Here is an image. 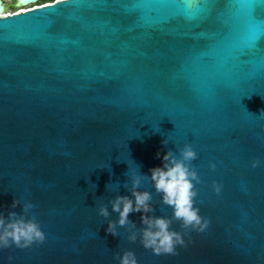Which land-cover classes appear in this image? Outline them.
Masks as SVG:
<instances>
[{
  "label": "water",
  "instance_id": "1",
  "mask_svg": "<svg viewBox=\"0 0 264 264\" xmlns=\"http://www.w3.org/2000/svg\"><path fill=\"white\" fill-rule=\"evenodd\" d=\"M5 10L0 0V212L32 201L47 239L0 250V264H119L114 254L126 248L138 264H264V0ZM185 143L198 153L196 206L209 227L174 256L128 241L123 227L108 233L119 217L108 200L131 197L132 172L150 177ZM140 190L152 192L154 215H172L150 179ZM141 215L129 214L138 228Z\"/></svg>",
  "mask_w": 264,
  "mask_h": 264
},
{
  "label": "clouds",
  "instance_id": "2",
  "mask_svg": "<svg viewBox=\"0 0 264 264\" xmlns=\"http://www.w3.org/2000/svg\"><path fill=\"white\" fill-rule=\"evenodd\" d=\"M162 143L167 144L165 139ZM160 156L158 151L156 154ZM198 158V153L191 143H185L179 149V154L169 149L162 157L163 167L150 169L151 176L143 175L139 171L131 174V184L124 185L131 193L128 195H117L108 200L113 212H117V220H108L106 231L113 236L120 235L118 227H123L129 233L127 240L137 241L145 249H150L154 255H179V249L186 247L185 236L191 232H204L210 225V219L200 214L196 206V198L199 190L196 185L202 182L193 161ZM262 161L257 158L252 160L253 168L259 167ZM209 168L215 171L217 164L215 160H209ZM139 168V166H138ZM144 179H150L155 192L160 195L161 203L172 208V215H154L156 209L153 204V194L148 190H140ZM118 184V183H117ZM108 187V185L106 186ZM214 192L219 195L222 190V183L212 181ZM134 198V199H133ZM21 204L20 199H14L11 207L15 208ZM108 204H100L98 215L108 218L110 216ZM36 204L30 200L22 203V212L10 211L5 217L0 212V250L11 247L19 249H31L33 245H41L47 235L41 227V222L32 211ZM163 211V209H161ZM132 212H140L143 227H137L136 223L129 219ZM178 222L183 231L172 227ZM9 260L13 257L9 256ZM114 259L119 264H138L134 251L124 249L122 254L115 253Z\"/></svg>",
  "mask_w": 264,
  "mask_h": 264
},
{
  "label": "rangeland",
  "instance_id": "3",
  "mask_svg": "<svg viewBox=\"0 0 264 264\" xmlns=\"http://www.w3.org/2000/svg\"><path fill=\"white\" fill-rule=\"evenodd\" d=\"M16 2L14 0H5V4L7 5V8H6V12L5 13H8V12H12V11H18L20 9H25V8H28V7H31V6H35V5H39V4H42V3H47L46 0H40V1H37L33 4H28L26 6H21V5H18V6H11V4H15Z\"/></svg>",
  "mask_w": 264,
  "mask_h": 264
},
{
  "label": "flooded vegetation",
  "instance_id": "4",
  "mask_svg": "<svg viewBox=\"0 0 264 264\" xmlns=\"http://www.w3.org/2000/svg\"><path fill=\"white\" fill-rule=\"evenodd\" d=\"M3 1V5L5 7V9L7 8V5L5 4V0H2Z\"/></svg>",
  "mask_w": 264,
  "mask_h": 264
},
{
  "label": "trees",
  "instance_id": "5",
  "mask_svg": "<svg viewBox=\"0 0 264 264\" xmlns=\"http://www.w3.org/2000/svg\"><path fill=\"white\" fill-rule=\"evenodd\" d=\"M52 1H54V0H46V2H52ZM38 5V4H37Z\"/></svg>",
  "mask_w": 264,
  "mask_h": 264
},
{
  "label": "bare ground",
  "instance_id": "6",
  "mask_svg": "<svg viewBox=\"0 0 264 264\" xmlns=\"http://www.w3.org/2000/svg\"><path fill=\"white\" fill-rule=\"evenodd\" d=\"M15 2H17V0H14ZM26 9V8H25ZM6 12V11H5ZM4 14H6V13H4Z\"/></svg>",
  "mask_w": 264,
  "mask_h": 264
}]
</instances>
